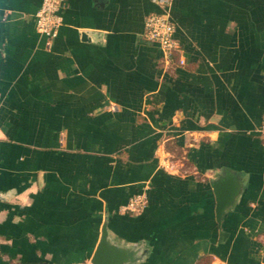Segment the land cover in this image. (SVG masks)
Wrapping results in <instances>:
<instances>
[{
    "label": "crops",
    "instance_id": "crops-1",
    "mask_svg": "<svg viewBox=\"0 0 264 264\" xmlns=\"http://www.w3.org/2000/svg\"><path fill=\"white\" fill-rule=\"evenodd\" d=\"M40 4L0 0V264L82 263L103 223L135 264H264V0H171L169 60L151 0H65L52 38ZM224 168L243 187L218 223Z\"/></svg>",
    "mask_w": 264,
    "mask_h": 264
},
{
    "label": "built area",
    "instance_id": "built-area-1",
    "mask_svg": "<svg viewBox=\"0 0 264 264\" xmlns=\"http://www.w3.org/2000/svg\"><path fill=\"white\" fill-rule=\"evenodd\" d=\"M158 6V11L149 13L143 20V38L158 46L162 55L169 60L174 52L179 50V44L174 38L175 23L171 20L169 8L171 0H151ZM65 0H41V4L35 13L36 30L49 38L57 34L61 25V10ZM185 60L178 59V64L183 65ZM258 131L264 135V116ZM146 192L141 191L128 198V201L120 208L122 212L139 213L147 203ZM79 264H90L89 260Z\"/></svg>",
    "mask_w": 264,
    "mask_h": 264
},
{
    "label": "water",
    "instance_id": "water-1",
    "mask_svg": "<svg viewBox=\"0 0 264 264\" xmlns=\"http://www.w3.org/2000/svg\"><path fill=\"white\" fill-rule=\"evenodd\" d=\"M82 40L90 41L100 33L92 30H80ZM215 197V216L221 222L226 211L236 204L243 187L241 178L229 168L216 173L211 180ZM107 224L103 223L99 240L89 258L90 264H135L146 255V250L137 243H122L110 235ZM222 236L225 233H220Z\"/></svg>",
    "mask_w": 264,
    "mask_h": 264
}]
</instances>
